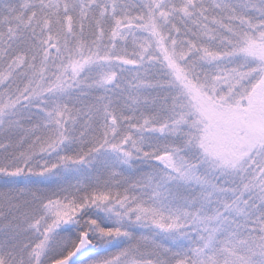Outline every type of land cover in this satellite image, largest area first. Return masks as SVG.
<instances>
[{
  "label": "snow or ice",
  "instance_id": "snow-or-ice-1",
  "mask_svg": "<svg viewBox=\"0 0 264 264\" xmlns=\"http://www.w3.org/2000/svg\"><path fill=\"white\" fill-rule=\"evenodd\" d=\"M0 264H264V0H0Z\"/></svg>",
  "mask_w": 264,
  "mask_h": 264
}]
</instances>
